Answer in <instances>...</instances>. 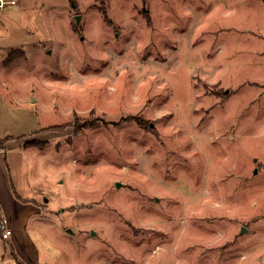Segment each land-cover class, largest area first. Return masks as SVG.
I'll list each match as a JSON object with an SVG mask.
<instances>
[{"label": "rangeland", "instance_id": "1", "mask_svg": "<svg viewBox=\"0 0 264 264\" xmlns=\"http://www.w3.org/2000/svg\"><path fill=\"white\" fill-rule=\"evenodd\" d=\"M73 1L0 11L38 264H264V0Z\"/></svg>", "mask_w": 264, "mask_h": 264}, {"label": "crops", "instance_id": "2", "mask_svg": "<svg viewBox=\"0 0 264 264\" xmlns=\"http://www.w3.org/2000/svg\"><path fill=\"white\" fill-rule=\"evenodd\" d=\"M72 3V2H71ZM30 4L29 0H14L13 3H7L0 7V11L6 9L7 6H12L20 8L22 12L28 9ZM10 49H5L4 51L0 49V86L5 87V77L7 76L6 67L16 66L17 61L22 58H27L28 53L24 49H19L18 51H12L9 57L12 56L14 52L22 51L24 55L19 56L16 60L8 61L7 51ZM16 64V65H15ZM12 76H18L21 74L17 72H12ZM31 93L21 96L22 102H19L20 106L17 108L21 109V104L25 105L27 100L32 101ZM36 102V101H34ZM28 138V134H23L22 137H16L3 132H0V213L9 220L10 228L13 230L12 236L8 240L11 243L18 255L24 260L25 263L38 264L40 259L36 255V246L28 235L27 226L30 222H39L40 216L44 213L43 208L37 205L39 203L36 199L32 198H19L15 195L14 184L10 175L7 174L5 164L3 163L2 157L5 152L9 150H14L16 152L21 151L23 155L28 156L30 148L26 147L24 142ZM36 189V188H35ZM37 189L34 191L35 194L40 192Z\"/></svg>", "mask_w": 264, "mask_h": 264}, {"label": "built area", "instance_id": "3", "mask_svg": "<svg viewBox=\"0 0 264 264\" xmlns=\"http://www.w3.org/2000/svg\"><path fill=\"white\" fill-rule=\"evenodd\" d=\"M14 0H0V7L7 3H13ZM13 230L10 228L9 220L5 217L0 216V238L1 239H10L12 236Z\"/></svg>", "mask_w": 264, "mask_h": 264}, {"label": "trees", "instance_id": "4", "mask_svg": "<svg viewBox=\"0 0 264 264\" xmlns=\"http://www.w3.org/2000/svg\"><path fill=\"white\" fill-rule=\"evenodd\" d=\"M146 1V0H144ZM72 6H74L75 8H78V6L76 5L75 1L72 0ZM12 56H15V53L12 54ZM0 216L3 217V215L0 213ZM6 240V239H4ZM11 250H13V253H15V258H16V262L17 264H28L25 263L24 260L18 255L17 251L15 250L14 246H11Z\"/></svg>", "mask_w": 264, "mask_h": 264}, {"label": "water", "instance_id": "5", "mask_svg": "<svg viewBox=\"0 0 264 264\" xmlns=\"http://www.w3.org/2000/svg\"><path fill=\"white\" fill-rule=\"evenodd\" d=\"M79 18V17H78ZM77 20H79V19H77ZM153 127H154V125H153ZM119 185V184H118Z\"/></svg>", "mask_w": 264, "mask_h": 264}]
</instances>
